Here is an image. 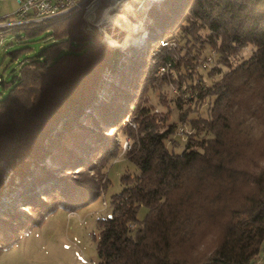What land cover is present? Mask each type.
I'll return each mask as SVG.
<instances>
[{
  "label": "trees",
  "instance_id": "trees-1",
  "mask_svg": "<svg viewBox=\"0 0 264 264\" xmlns=\"http://www.w3.org/2000/svg\"><path fill=\"white\" fill-rule=\"evenodd\" d=\"M157 6L141 19L145 44L126 53L85 29L83 9L10 30L24 29L18 38L25 40L46 34L10 80L0 79L8 89L0 99V197L32 209L37 205L29 198L37 196L45 208L34 226L57 206L73 210L101 195L109 184L106 166L120 147H107L111 136L91 129L104 124L130 135L123 153L137 173L121 175L110 216L97 219V264H264V0H162ZM17 53L9 51L11 59ZM160 64L167 65L162 74ZM105 71L122 80L109 102L97 96ZM167 83L176 88L170 96L162 91ZM154 91L158 104L172 103L163 115L146 105ZM171 113L174 120L165 125ZM70 124L76 127L65 145L60 141ZM180 126L181 142L172 138ZM44 159L52 165H39L27 179L31 164ZM53 164L54 170L90 168L93 184L61 188L59 202L51 204L47 198L58 187L44 180ZM142 206L146 214L138 219ZM5 215L12 218L3 206Z\"/></svg>",
  "mask_w": 264,
  "mask_h": 264
},
{
  "label": "rangeland",
  "instance_id": "rangeland-1",
  "mask_svg": "<svg viewBox=\"0 0 264 264\" xmlns=\"http://www.w3.org/2000/svg\"><path fill=\"white\" fill-rule=\"evenodd\" d=\"M160 1L162 0H158L156 2L158 3ZM1 3L2 6H0V9H6V11L10 10L7 14L11 13L13 8H16V3L14 0H5ZM157 3L149 2L151 7L149 5L143 6V8H138L136 6L137 10L134 9L135 16L132 14H127L128 19L131 20L132 26L137 24L139 25L137 31L135 30V32H133L135 33V36L123 46L109 45L107 41H105L106 35L108 37L115 38L117 41L123 40L124 36L126 35V30L117 27L114 22H102L103 20L98 17L97 19L95 18L93 20L94 24L91 25L90 29L87 31L95 32L98 36L100 35V40L104 46L106 45L109 48H117L123 53H126L131 47L138 49L140 45L145 44L147 40L146 38L148 37L147 28L144 25V21L141 19H144V15L146 14V11L149 9V7L150 10L147 12V15L157 12ZM110 8L111 9L109 11L113 13V11L122 10L124 7L119 6L117 8ZM146 20L148 22L150 21L149 19ZM139 28H141L140 32ZM119 30L124 32L120 38H117ZM45 34L46 32L43 31L39 34L28 37V39L25 40V38L22 37L18 38V36L25 35L24 29H15L5 33V35L0 37L3 42L2 48L0 49V76H2L4 80H10L11 77L17 73V63L19 61L25 59L28 56L34 55L39 51L40 46L44 44L41 38ZM12 50H18L15 59H11L10 57L9 51ZM247 54L248 52L245 55ZM209 65H211V63ZM101 77L103 78L104 85L100 87L101 89L98 91V101L101 97L102 101L109 102L117 90L114 88L113 91H111L112 87L116 84L120 87L122 80L120 76L118 78L117 72L113 73L105 71V73H102ZM170 84L171 83L164 84L163 90L161 89L162 91L168 92L169 96L176 92V88ZM7 90V88L0 86V99L7 94ZM154 92V95H151L152 97L150 98V101H147L148 104L146 105H152L153 112H161L160 114L162 115L164 114V111L171 110L170 107L172 106V103L165 101L164 106L158 104L157 98L160 99L161 96H159L160 94H158L157 91ZM143 98H146L145 94H143L140 98L141 101ZM135 101L129 104L130 109H132ZM93 111L94 110L89 111L88 109H85V113L89 115L94 114ZM79 119L81 123L86 122L82 115L79 116ZM125 119H127V121L130 120L127 115L125 116ZM172 120H174V113L170 114V118L165 123V125L169 124ZM88 123L89 120L87 119V123L85 124ZM62 124V122H58V125L56 126L57 129L62 128ZM130 124L134 130L138 129L136 126H134V122L130 121ZM74 127H76L75 124L69 125V129L63 134V137H65L62 138V141L60 142H63L65 145L66 143L71 145L72 142L69 141L68 136L70 132L73 133L72 129ZM91 129L94 130V133H98L96 130H99L102 135L104 134L111 136L109 137V140L106 139L108 140L107 147L113 145L115 146L117 143H119L120 146L118 149V156L114 158L108 166H106L109 184L105 191L102 192L101 195L85 203V205L81 204L75 206L73 210H68L63 208V206H57L53 211L49 212L46 217H43L39 224L34 226L31 224H34L33 221H35V218H37L40 214L39 211H43V208H45L43 203H40V201L37 199V196L33 195L29 198L31 200L29 203L33 204L36 202L37 205L32 209L30 206H27L25 202H20L18 199L16 201V199H11L12 197L6 195L5 197H0V209L5 206L7 209H9L12 216V218H9V216L6 215L0 216L3 218L0 219V242L2 241L1 239H11L5 241V244H0V264H97L98 256L95 247L98 238L97 233L99 230L97 221L99 218L110 214V197L112 194L120 191L122 188L121 181L119 180L121 175L125 172L130 174L135 172L137 173V168L124 157L123 153L129 148L132 142L129 134H124L123 130L114 132L111 127H108L104 124H102L97 129ZM182 136L183 135L181 134L180 128L178 129V132L172 134V138L178 140L179 142H181L183 139ZM103 138L105 139V137ZM180 149H182L181 143L180 145L176 146L174 151L179 152ZM48 160L49 159L42 160L41 164L39 162L36 167L31 164L30 169L33 173H29L28 176L26 175V178H30L31 180V174L36 173V170H39L38 168H41V166L47 168V166L52 165V163H48ZM54 165L55 164L48 168L49 170L47 171L51 172H49L50 175L48 178L44 180L45 182L51 183L52 185L58 187L56 197L53 200L47 198L48 201H51V204L59 202L60 199L58 198V194L62 190L61 188L65 189L66 186H68L70 190H72L75 187H73V185L80 181L87 185V182H89V184L92 182L93 184L92 180H94V178L92 179L91 177L95 172L93 173L90 168H75V166H72L71 168H57L54 170ZM4 171L9 172L7 169H4ZM85 179L89 181H85ZM103 201H105V203H103ZM145 214L146 208L144 206L140 207L137 212L138 219L144 217ZM27 228L28 230H26ZM16 236L17 238L15 239Z\"/></svg>",
  "mask_w": 264,
  "mask_h": 264
},
{
  "label": "built area",
  "instance_id": "built-area-1",
  "mask_svg": "<svg viewBox=\"0 0 264 264\" xmlns=\"http://www.w3.org/2000/svg\"><path fill=\"white\" fill-rule=\"evenodd\" d=\"M114 5L113 0H108ZM117 1V0H116ZM149 1L156 2L158 0H145L142 6L149 5ZM16 8L11 13L0 18V37L9 32L13 27L25 24H35L45 20L56 18L66 13L84 10L85 29L89 30L93 25L94 10L102 3V0H15ZM130 2H133L130 0ZM129 2V3H130ZM2 39H0V49L2 48ZM160 45H172V41L160 40ZM212 54L206 56V62H212ZM167 70V65H158L157 71L162 74ZM0 79L1 76H0ZM183 127H180L182 130ZM105 203V201H103ZM110 216V214H107Z\"/></svg>",
  "mask_w": 264,
  "mask_h": 264
},
{
  "label": "bare ground",
  "instance_id": "bare-ground-1",
  "mask_svg": "<svg viewBox=\"0 0 264 264\" xmlns=\"http://www.w3.org/2000/svg\"><path fill=\"white\" fill-rule=\"evenodd\" d=\"M113 1L115 2L114 5H109L110 2L108 0H102V3L100 4L102 6L96 7V10L94 11V16L96 17V19L98 17L101 18V20H103L102 22L105 21L114 22L117 25V27L126 30L125 33L126 35L124 36V39L121 41H117L115 38L108 37L107 35L105 36V41H107L109 45L123 46L125 43L129 42V40L135 36V33L133 32H135V30L137 31L139 25L137 24L132 26V24H130V21L128 20L127 14H132L135 16L134 9L137 10V7L143 8L141 4L145 0H133V2L130 3L126 2V0H117V1L113 0ZM119 6L124 7L123 8L124 11L122 8H121L122 10L113 11V13L109 11L111 9L110 7L117 8Z\"/></svg>",
  "mask_w": 264,
  "mask_h": 264
},
{
  "label": "crops",
  "instance_id": "crops-1",
  "mask_svg": "<svg viewBox=\"0 0 264 264\" xmlns=\"http://www.w3.org/2000/svg\"><path fill=\"white\" fill-rule=\"evenodd\" d=\"M2 1H5V0H0V6H2ZM15 1V0H14ZM16 3V2H15ZM14 9V8H13ZM12 9V10H13ZM10 11V10H9ZM9 11H6V9H4V10H2V9H0V18L2 17V16H4V15H6Z\"/></svg>",
  "mask_w": 264,
  "mask_h": 264
},
{
  "label": "water",
  "instance_id": "water-1",
  "mask_svg": "<svg viewBox=\"0 0 264 264\" xmlns=\"http://www.w3.org/2000/svg\"><path fill=\"white\" fill-rule=\"evenodd\" d=\"M132 1H133V0H132ZM126 2H130V0H126ZM140 31H141V28H140ZM140 31H139V32H140Z\"/></svg>",
  "mask_w": 264,
  "mask_h": 264
}]
</instances>
